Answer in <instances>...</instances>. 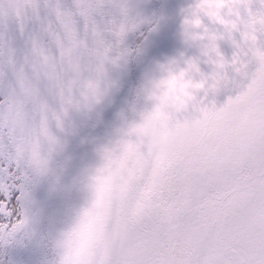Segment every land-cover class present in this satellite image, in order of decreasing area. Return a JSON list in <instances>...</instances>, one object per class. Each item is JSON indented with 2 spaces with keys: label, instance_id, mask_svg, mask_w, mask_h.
I'll return each instance as SVG.
<instances>
[{
  "label": "snow or ice",
  "instance_id": "1",
  "mask_svg": "<svg viewBox=\"0 0 264 264\" xmlns=\"http://www.w3.org/2000/svg\"><path fill=\"white\" fill-rule=\"evenodd\" d=\"M177 18L148 58L141 0H0V264H264V0ZM40 185L67 200L47 228Z\"/></svg>",
  "mask_w": 264,
  "mask_h": 264
},
{
  "label": "rangeland",
  "instance_id": "2",
  "mask_svg": "<svg viewBox=\"0 0 264 264\" xmlns=\"http://www.w3.org/2000/svg\"><path fill=\"white\" fill-rule=\"evenodd\" d=\"M141 2L143 12L146 15H157L164 19L161 21L158 29L151 34H148L146 30H142L143 35L141 33L130 35L127 38V44L134 48L138 44L143 43L148 58L170 54L178 43L174 39L178 27L177 13L180 6L185 3V0H141ZM145 36H147V40H145ZM129 67V76L132 82H134L139 74L138 62L135 60L132 61ZM108 119L110 120L111 117L109 116ZM82 131L84 134H96L90 128H84ZM69 151L72 159L65 173L66 182H70L80 167L91 159L89 149L81 146L77 141L71 142ZM33 196L41 212L42 227L47 228L50 221L59 218V214L65 208L67 200L62 194L50 195L46 185L38 186L34 190ZM11 255L21 260L23 264H40L42 258V253L38 250L14 252ZM7 258L6 255L5 259Z\"/></svg>",
  "mask_w": 264,
  "mask_h": 264
}]
</instances>
